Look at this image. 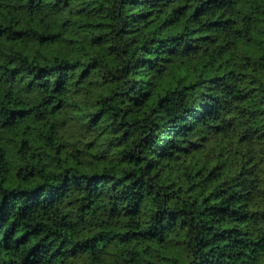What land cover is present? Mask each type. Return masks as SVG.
<instances>
[{"label":"trees","instance_id":"trees-1","mask_svg":"<svg viewBox=\"0 0 264 264\" xmlns=\"http://www.w3.org/2000/svg\"><path fill=\"white\" fill-rule=\"evenodd\" d=\"M0 264H264V0H0Z\"/></svg>","mask_w":264,"mask_h":264}]
</instances>
